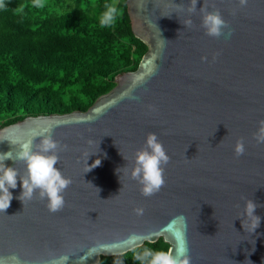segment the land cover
Returning <instances> with one entry per match:
<instances>
[{
  "label": "clouds",
  "instance_id": "9594fccd",
  "mask_svg": "<svg viewBox=\"0 0 264 264\" xmlns=\"http://www.w3.org/2000/svg\"><path fill=\"white\" fill-rule=\"evenodd\" d=\"M34 3L36 6H39L40 0H34ZM247 4L248 0H239L241 8L246 7ZM4 6V0H0V8ZM196 6L197 0H190V4L186 8L189 18L183 22V25L188 28L193 26L191 16L197 12ZM178 7L181 10L185 9L184 5H178ZM211 7L215 10L209 11L206 0H204V7L199 9L202 14L201 27L205 30V34L217 39L222 36L225 38L231 37L234 30L230 27L229 22L223 18L221 11L215 8L214 4ZM105 9L100 17V24L102 27H109L116 21L120 13L114 5H106ZM218 55L219 53H217ZM202 59L206 61L207 57H203ZM130 98L134 100L139 99L136 96ZM149 108L152 111L156 110L155 106L152 105ZM259 124L260 127L255 138L258 143H264V120L260 121ZM63 147L67 148V145ZM60 150V143L54 140L51 135H48L40 140L39 143L34 144L33 141L29 140L21 144L15 155L12 151L0 153V212H5L10 207L13 195L9 189L17 187L18 178L22 180L23 187L19 199L24 205L26 201H30L38 192L41 200H47L46 206L50 212L56 213L63 210L66 205L64 193L71 185L72 180L65 177L59 168L54 167L59 162L58 152ZM234 152L237 157L244 155L245 144L243 138L237 141ZM7 159H12L15 163L23 161L26 165L24 175H20L17 167H6L4 161ZM170 160L171 157L167 154L157 134L149 133L144 148L137 150L135 153V163L131 170V179L137 181L141 186L140 192L144 197H151L161 191L166 183L165 169ZM100 163L101 161L97 159L94 164L88 165L85 173L99 166ZM121 169H117V171L120 172ZM99 191L98 189V193ZM245 199L246 204L242 215L251 219V231L254 233L259 228L261 222V217L255 215V211L258 207H264V205L257 204L252 199ZM134 211L138 216H142L144 213L142 208H136ZM177 220L185 222L186 218L181 215L171 221L170 224L174 225ZM174 235L178 242L175 250L169 248L167 251H154L150 248H144L141 253L136 255L135 259L139 264H191L190 249L185 232L176 231ZM134 238L142 239V237ZM52 264H58V261L53 260Z\"/></svg>",
  "mask_w": 264,
  "mask_h": 264
}]
</instances>
